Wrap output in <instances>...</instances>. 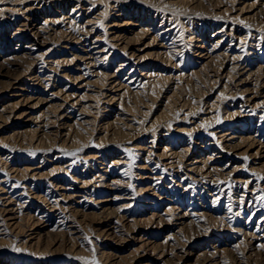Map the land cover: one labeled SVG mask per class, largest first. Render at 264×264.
I'll return each instance as SVG.
<instances>
[{"label":"rangeland","instance_id":"374dc122","mask_svg":"<svg viewBox=\"0 0 264 264\" xmlns=\"http://www.w3.org/2000/svg\"><path fill=\"white\" fill-rule=\"evenodd\" d=\"M262 197L264 0H0V264H264Z\"/></svg>","mask_w":264,"mask_h":264},{"label":"bare ground","instance_id":"6f19581e","mask_svg":"<svg viewBox=\"0 0 264 264\" xmlns=\"http://www.w3.org/2000/svg\"><path fill=\"white\" fill-rule=\"evenodd\" d=\"M30 9H31V8H30ZM30 9H29V12H30ZM26 10H27V9H26ZM26 10H24V11H26ZM31 10H32V9H31ZM258 10H260V9H258ZM261 10H262V9H261ZM1 11H2V10H1ZM74 11H76V9H73L72 12H74ZM105 14H106V13H105ZM78 17H79V16H78ZM76 19H77V18H76ZM236 20H237V19H236ZM236 20H235V21H236ZM237 21H239V20H237ZM237 21H236V22H237ZM225 23H226V22H225ZM238 25H239V24H238ZM36 27H37V26H36ZM170 30H171V29H170ZM229 30H230V29H229ZM235 30H236V29H235ZM255 30H256V29H255ZM166 31H167V30H166ZM230 31H231V30H230ZM233 31H234V30H233ZM256 31H257V30H256ZM219 32H220V31H219ZM231 32H232V31H231ZM28 34L34 38L35 36H37L38 34H40V27L35 28V29L33 30V32L28 33ZM83 34H84V33H83ZM88 34H89V33H88ZM88 34H87V35H88ZM84 35H85V34H84ZM254 35H255V34H254ZM222 36H223V35H222ZM225 36H226V35H225ZM81 37H82V36H81ZM256 37H257V36H256ZM221 38H222V37H221ZM85 40H86V38H85ZM240 42H241V41H240ZM76 43H77V42H76ZM241 43H242V42H241ZM249 43H250V42H249ZM79 44H80V43H79ZM247 45H248V44H247ZM238 46H239V45H238ZM196 47H198V46H196ZM199 47H201V46H199ZM241 49H242V48H241ZM225 50H226V49H225ZM244 52H245V51H244ZM242 53H243V52H242ZM198 56H199V55H198ZM222 56H223V55H222ZM225 56H226V55H225ZM240 56H241V55H240ZM240 56H239V57H240ZM203 57H204V56H203ZM230 57H231V56H230ZM223 59H224V58H223ZM239 59H240V58H239ZM37 60H38V59H37ZM41 60H42V58H41ZM225 60H226V59H225ZM225 60H224V61H225ZM234 60H238V59H234ZM226 61H227V60H226ZM34 63H35V62H34ZM41 63H45L44 60H43ZM47 63H48V61H47ZM232 63L234 64L235 62L232 61ZM48 64H49V63H48ZM48 64H47V65H48ZM242 64H243V63H242ZM230 65H231V64H230ZM41 66H42V65H41ZM231 66H232V65H231ZM235 66H236V65H235ZM241 67H242V66H241ZM45 68H46V67H45ZM220 69H221V68H220ZM238 69H239V68H238ZM47 71H48V70H47ZM49 71H50V70H49ZM217 71H218V70H217ZM231 74H232V73H231ZM228 75H229V74H228ZM231 76H232V75H231ZM148 80H149V79H148ZM154 131H155V130H154ZM154 131H153V132H154ZM152 135H153V134H152ZM193 164H194V163H193ZM202 166H203V165H202ZM202 166H201V167H202ZM202 168H203V167H202ZM194 172H195V171H194ZM197 172H198V170H197ZM208 173H209V172H208ZM50 209H51V208H50ZM4 211H5V210H4ZM4 211H3V212H4ZM40 220H41V219H40Z\"/></svg>","mask_w":264,"mask_h":264},{"label":"snow or ice","instance_id":"6c2138e0","mask_svg":"<svg viewBox=\"0 0 264 264\" xmlns=\"http://www.w3.org/2000/svg\"><path fill=\"white\" fill-rule=\"evenodd\" d=\"M262 199H264V197H262Z\"/></svg>","mask_w":264,"mask_h":264}]
</instances>
